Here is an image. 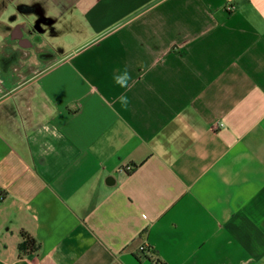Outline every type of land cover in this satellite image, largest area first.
Masks as SVG:
<instances>
[{"label":"crops","instance_id":"obj_1","mask_svg":"<svg viewBox=\"0 0 264 264\" xmlns=\"http://www.w3.org/2000/svg\"><path fill=\"white\" fill-rule=\"evenodd\" d=\"M0 26V264H264V0H0Z\"/></svg>","mask_w":264,"mask_h":264},{"label":"rangeland","instance_id":"obj_2","mask_svg":"<svg viewBox=\"0 0 264 264\" xmlns=\"http://www.w3.org/2000/svg\"><path fill=\"white\" fill-rule=\"evenodd\" d=\"M3 12H5L4 14H6V13L8 14V13L12 12V10L11 9H4ZM7 20L9 22H12L13 21L12 17L10 19H7ZM6 23H7V21H6ZM6 34H7V37L5 38V41H4V42H6V44H5V46H3V48H0V54L2 53V56L1 57H3L4 59H6V58L11 59V58L16 57L18 55L17 52L19 50H17V48L15 47L14 43H11V41L9 39V34L7 32H6ZM24 52L26 54L29 53V56L27 57V60H25V62L26 61L29 62V60H32V57L34 56L33 55L34 54L33 50L32 49H27V51L21 52L23 57H24ZM6 68H8L9 71L12 70V73H18L19 72V69H17V67L15 68L17 72L16 71H13L14 66L13 67H10V66L7 67V66H5L4 67V70H6ZM26 71H29V70L27 69Z\"/></svg>","mask_w":264,"mask_h":264},{"label":"clouds","instance_id":"obj_3","mask_svg":"<svg viewBox=\"0 0 264 264\" xmlns=\"http://www.w3.org/2000/svg\"><path fill=\"white\" fill-rule=\"evenodd\" d=\"M131 80V74L128 72L127 68L122 71H118L114 76V82L119 85L121 88L127 89L129 87V81ZM119 101L122 106H127L130 101L127 95H121Z\"/></svg>","mask_w":264,"mask_h":264},{"label":"trees","instance_id":"obj_4","mask_svg":"<svg viewBox=\"0 0 264 264\" xmlns=\"http://www.w3.org/2000/svg\"><path fill=\"white\" fill-rule=\"evenodd\" d=\"M22 236L24 238L25 246L32 248L34 246V240L26 233H23ZM143 249L144 247H141V250Z\"/></svg>","mask_w":264,"mask_h":264},{"label":"water","instance_id":"obj_5","mask_svg":"<svg viewBox=\"0 0 264 264\" xmlns=\"http://www.w3.org/2000/svg\"><path fill=\"white\" fill-rule=\"evenodd\" d=\"M11 38L12 39H19L20 38V35H14V34H11ZM19 44L22 46V47H26L27 46V42L26 40H22V39H19Z\"/></svg>","mask_w":264,"mask_h":264},{"label":"flooded vegetation","instance_id":"obj_6","mask_svg":"<svg viewBox=\"0 0 264 264\" xmlns=\"http://www.w3.org/2000/svg\"><path fill=\"white\" fill-rule=\"evenodd\" d=\"M11 34L18 35L17 31H15V30L10 32V36H11Z\"/></svg>","mask_w":264,"mask_h":264}]
</instances>
